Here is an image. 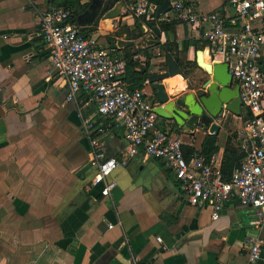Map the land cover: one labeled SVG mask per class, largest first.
Wrapping results in <instances>:
<instances>
[{
  "label": "crops",
  "instance_id": "1",
  "mask_svg": "<svg viewBox=\"0 0 264 264\" xmlns=\"http://www.w3.org/2000/svg\"><path fill=\"white\" fill-rule=\"evenodd\" d=\"M88 1L78 0L76 6V0L60 2L72 4L76 11ZM179 1L203 13H231L229 0ZM47 6L39 1L0 0V264H243L247 235L262 241L255 264H264V226L253 229L247 208L234 199L213 220L207 205H189L161 162L141 151L127 156L120 127H107L99 137L100 149L116 160V168L104 183L90 184L82 120L98 121L95 105L85 94L66 100L65 80L52 71L38 32L40 12ZM120 13L132 29L138 20L133 11L127 6ZM162 18L152 20L158 37L146 32L145 39L157 44L112 52L123 59L125 53L132 54L130 62L139 68L148 57L144 68L148 75L164 71V49H171L175 58H170L181 69V75L169 77L179 85L171 93L195 91L208 76L196 67L194 53L205 52L209 60L208 50L198 33L185 25L176 22L161 28ZM116 21L100 20L83 32L109 49L106 37ZM131 70L138 72L135 67ZM131 70L125 68L122 77L128 88L133 84ZM142 86L152 93L151 86ZM218 125V150L213 156L220 164L223 150L236 148L241 123L226 113ZM156 127L176 136L185 151L199 152L206 135L199 129L185 135L172 122L160 119Z\"/></svg>",
  "mask_w": 264,
  "mask_h": 264
},
{
  "label": "built area",
  "instance_id": "2",
  "mask_svg": "<svg viewBox=\"0 0 264 264\" xmlns=\"http://www.w3.org/2000/svg\"><path fill=\"white\" fill-rule=\"evenodd\" d=\"M29 1L48 4L40 12L38 32L52 71L65 80L66 100L85 94L88 102L95 105L98 121L82 120L88 138L92 186L104 183L117 166L115 159L104 156L99 137L107 127H120L127 156L141 151L161 162L189 205H207L215 220L223 205L235 199L239 207L248 209L247 217L254 230L264 226V0H229V14L199 12L174 0L169 1L170 9L162 18L198 33L208 50L210 63L225 64L231 83L238 88L237 118L241 125L235 144L242 158L227 180L223 179L220 164L213 155L206 161L194 151L186 159L180 140L158 130V118L153 113L157 104L152 93L124 84L125 60L102 47L93 34L81 33L71 22L69 12L56 6L61 0ZM156 9L147 0H138L133 15L145 22L152 21ZM146 85L145 81L142 87ZM225 114L223 111L217 124ZM109 188L110 184H106L105 189ZM156 241L160 243L159 238ZM261 242L253 235L246 236L243 264L260 260Z\"/></svg>",
  "mask_w": 264,
  "mask_h": 264
},
{
  "label": "water",
  "instance_id": "3",
  "mask_svg": "<svg viewBox=\"0 0 264 264\" xmlns=\"http://www.w3.org/2000/svg\"><path fill=\"white\" fill-rule=\"evenodd\" d=\"M135 0L126 3L123 0H89L84 7L76 10L75 25L79 28L92 27L100 20H117L114 29L106 37V43L112 51H119L123 48H132L136 45L157 44L156 41L146 38V32H151L155 37L159 36V31L154 21L143 24L138 18L129 28V20L120 13V9L127 6L133 11ZM170 9L169 0H164L157 7L153 14L154 19L165 14ZM202 52L194 53V62L197 68L202 70L208 78L195 91H176L167 94L163 80L174 75H181V69L175 61L165 58L164 71L149 73L146 83L153 89L152 96L156 102L153 113L158 119L165 122H172L177 129L185 135H191L194 130L205 131L207 135L216 136L219 125L216 120L221 117L222 112L234 117L240 115V99L238 88L231 83L230 75L227 73L225 64L202 62ZM144 68H138L139 73H143Z\"/></svg>",
  "mask_w": 264,
  "mask_h": 264
},
{
  "label": "trees",
  "instance_id": "4",
  "mask_svg": "<svg viewBox=\"0 0 264 264\" xmlns=\"http://www.w3.org/2000/svg\"><path fill=\"white\" fill-rule=\"evenodd\" d=\"M148 3L150 4H153L155 6H160L164 0H147ZM78 3V0H76L75 2V6L77 5ZM60 6L62 8H64L66 11L69 12V15H70V20L72 23L75 24V22L73 21V17L75 16L76 14V11H72V8L74 6H71L72 4H69V6L65 5V3L63 2H59L58 4H56V6ZM171 23H176V22H164L163 23H160V27L163 28L165 30V28L168 26V24H171ZM81 33L85 34L83 31H84V28H80L79 29ZM185 46L184 45L182 48L183 50H185ZM164 52H165V57H174L173 54H171V49H164ZM131 57H132V54H129V53H125L124 55V60H125V68L128 69L130 68L131 70V67H135V68H139L140 67V64L132 61L130 62L131 60ZM175 58V57H174ZM148 59V57H147ZM147 59H145V66L144 68H146L147 66ZM176 60V59H175ZM176 62V61H175ZM177 64V63H176ZM177 66L179 67V65L177 64ZM183 78H186V74H182ZM146 78H147V74L146 72H143V73H139L137 71H132L131 70V75H130V79L131 81L133 82L132 86L130 89H133V88H137V89H140L142 84L144 83V81H146ZM150 86V85H149ZM151 91L153 92V89L151 87ZM107 122V121H105ZM185 147H181V150H182V153L184 155V157L186 159L189 158V156L191 155V153H193L194 151L193 150H184ZM217 146H216V136H213V135H205L203 137V140L201 142V145H200V149H199V153L203 156V158L207 161L210 159V157L215 154L217 152ZM242 158V154L238 153V150L235 148H231V147H226L224 150H223V153H222V160H221V163H220V169H221V172H222V175H223V179L224 180H227L231 171L237 167V165L239 164L240 160Z\"/></svg>",
  "mask_w": 264,
  "mask_h": 264
},
{
  "label": "bare ground",
  "instance_id": "5",
  "mask_svg": "<svg viewBox=\"0 0 264 264\" xmlns=\"http://www.w3.org/2000/svg\"><path fill=\"white\" fill-rule=\"evenodd\" d=\"M202 62L203 63H208V60H207V55L205 52L202 53ZM165 84L167 85V91L168 93H171L172 92V89H174V87L177 85V81H176V78H168L165 80ZM179 86V85H177Z\"/></svg>",
  "mask_w": 264,
  "mask_h": 264
}]
</instances>
